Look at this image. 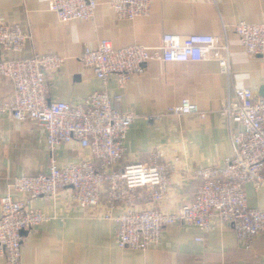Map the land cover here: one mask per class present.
Returning <instances> with one entry per match:
<instances>
[{"label": "crops", "instance_id": "crops-1", "mask_svg": "<svg viewBox=\"0 0 264 264\" xmlns=\"http://www.w3.org/2000/svg\"><path fill=\"white\" fill-rule=\"evenodd\" d=\"M51 0H0V24L18 25L30 38L21 52H6V60H23L35 54H56L64 59L61 69L49 76V101L81 103L102 91V83L86 69L79 56L95 49L100 41L113 48L158 47L165 34L186 37L205 34L228 46L231 74L221 73L214 60L199 63L149 62L144 72L120 90L111 77L110 97L121 96L114 107L133 112L136 119L125 140V159L144 160L151 149L167 146L184 154L185 167L172 172L170 195L161 205L166 211L192 201L199 179L190 174L197 166H222L233 152L232 137L241 127L220 114L223 102L234 89L264 88V58L248 56L236 34L239 22L263 23L264 0H149L145 17L120 20L109 0H96L97 9L88 22L60 23L50 12ZM10 86L0 80V98ZM188 99L205 113L172 116L167 110ZM81 152L73 145L56 151L59 164L77 163ZM49 153L45 133L34 121L18 122L0 113V200L10 194L17 177H33L47 171ZM185 168V169H184ZM247 207L264 211V186H245ZM67 190L55 201L36 198L29 208L51 219L23 236L19 264H264V233L250 250L237 242L229 227L208 235L196 227L172 224L162 230L159 243L147 251L119 249L112 221L88 218L69 205ZM203 236L204 242L195 241Z\"/></svg>", "mask_w": 264, "mask_h": 264}, {"label": "built area", "instance_id": "built-area-1", "mask_svg": "<svg viewBox=\"0 0 264 264\" xmlns=\"http://www.w3.org/2000/svg\"><path fill=\"white\" fill-rule=\"evenodd\" d=\"M120 20L145 17L149 0H109ZM97 9L96 0H51L49 10L60 23L88 22ZM245 53L264 58V22H239L234 26ZM30 38L18 25L0 24V80L10 93L0 98V113L9 119L34 121L45 133L49 165L45 173L12 180L10 194L0 200V264H19L22 232H30L51 218L29 208L36 198L55 201L67 190L70 206L88 218L114 224V241L119 249L147 251L156 247L163 229L172 224L198 228L203 235L229 227L246 250L264 233V211L247 207L246 185L264 186V96L250 89H234L223 102L220 114L241 130L232 137V155L222 166H197L190 174L199 179L191 202L166 211L161 205L168 199L172 172L185 167L184 154L159 146L144 160L125 159V140L136 119L133 112L114 107L107 92L108 81L116 79L120 90L144 72L151 61L163 63H199L214 60L221 73L231 74L228 46L218 38L194 34L186 37L165 34L158 47L130 46L115 49L100 41L95 49H84L79 62L91 70L103 90L81 103L49 101V76L58 72L64 59L56 54H35L28 59L6 60L8 51L19 53ZM166 114L172 116L205 113L188 99L180 100ZM75 145L81 152L77 163L59 164L56 151ZM185 169V168H184ZM204 237L195 239L204 242Z\"/></svg>", "mask_w": 264, "mask_h": 264}, {"label": "water", "instance_id": "water-1", "mask_svg": "<svg viewBox=\"0 0 264 264\" xmlns=\"http://www.w3.org/2000/svg\"><path fill=\"white\" fill-rule=\"evenodd\" d=\"M258 96H264V88H262L260 91H259V95ZM27 232H22V235L24 236Z\"/></svg>", "mask_w": 264, "mask_h": 264}]
</instances>
